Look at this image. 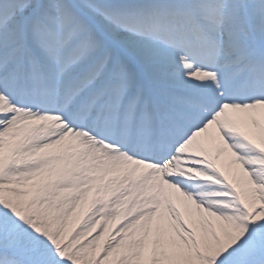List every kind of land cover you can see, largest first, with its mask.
<instances>
[{
    "label": "snow or ice",
    "instance_id": "1",
    "mask_svg": "<svg viewBox=\"0 0 264 264\" xmlns=\"http://www.w3.org/2000/svg\"><path fill=\"white\" fill-rule=\"evenodd\" d=\"M0 264H264V0H0Z\"/></svg>",
    "mask_w": 264,
    "mask_h": 264
}]
</instances>
